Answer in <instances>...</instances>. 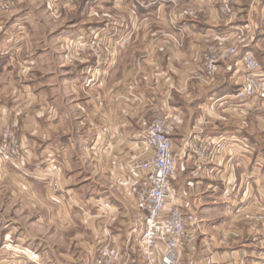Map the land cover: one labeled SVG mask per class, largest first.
Segmentation results:
<instances>
[{"label": "crops", "instance_id": "crops-1", "mask_svg": "<svg viewBox=\"0 0 264 264\" xmlns=\"http://www.w3.org/2000/svg\"><path fill=\"white\" fill-rule=\"evenodd\" d=\"M11 1L15 8L0 13V128L15 122L27 168L49 160L47 187L32 180L22 183L23 175L7 170L0 159V179L10 174L17 183L14 196L32 200L29 219L21 223L27 231H14L11 244L6 241L12 242L13 232L8 229L3 236L14 257L44 262L48 244L39 240L43 236L49 240V259L80 256V262L87 258L85 262L94 264L99 247L108 242L117 254L116 264H145L132 232L143 219L136 199L142 170L136 165L152 153L145 150L141 122L160 110L172 115L177 161L169 206L180 204L198 217L180 264H264L261 115L235 108L230 101L232 87L241 81L236 59L222 65L214 80L202 75L209 44L233 45L231 36L241 28L245 38L255 31L257 37L264 34V0H141L138 9L139 0H114L125 8L124 23L117 21L124 25L125 41L106 43L110 57L92 70L52 73L45 90L42 80L21 74L22 60H41L30 53L36 47L25 22L32 15L20 10L16 3L22 0ZM224 1L233 6L230 14L221 9ZM185 9L194 14L182 15ZM153 25L160 32L156 42L145 36ZM259 42L255 38L254 46ZM238 47L254 49L246 40ZM223 73L228 80L221 78ZM231 113L257 121L227 125L223 120ZM210 137L228 142L214 159L209 150L201 152L202 141ZM55 164L58 170L52 169ZM52 179L58 180V188L50 185ZM19 205L2 200L1 208L5 212ZM26 233L24 241L19 236Z\"/></svg>", "mask_w": 264, "mask_h": 264}, {"label": "rangeland", "instance_id": "rangeland-1", "mask_svg": "<svg viewBox=\"0 0 264 264\" xmlns=\"http://www.w3.org/2000/svg\"><path fill=\"white\" fill-rule=\"evenodd\" d=\"M8 1H10L11 3V8L8 10H0V13H9L15 8L14 3L11 0ZM139 1H136L137 9L141 7V0ZM16 4L19 6L20 10H22L23 12L26 11L27 13L29 12L30 15H32V17L30 18V22L27 21L25 22V25L26 23L29 24V25L27 24L28 26L31 25L26 30V33H28V35L30 34L29 37L31 36V39L35 41L36 49L33 51L31 50L30 53L35 54L36 57L40 58L41 60L37 64L34 63V61L32 62V60L30 59L22 60L21 74L26 75L28 77L29 76L37 77V80L38 79L42 80L40 87L43 88V90H45V87H47V85L49 86V76L52 73L64 72L71 74H80L85 68L87 71L88 69L92 70L94 64L98 63L100 59L104 57L107 58L110 57L108 56V53H110V49L107 46H105L106 43L112 40L115 41L116 39L121 42L125 41V30L123 28L124 25L123 26L117 25L119 21L124 23V16L126 15V13L124 12L125 8H122L120 3H118V6H115L116 3L114 0H22L19 2L17 1ZM123 4L125 5V3ZM136 23L138 22L135 20L134 25H136ZM151 27H152L151 28L152 32L149 35L145 34V36L148 37V40L156 42L160 34V32L158 31L159 27L155 25ZM243 30H244V35L242 36V38H240L238 34H234L233 36H231V37H235L236 39L235 40L236 42L233 45L238 46L239 44H241V42L243 43L244 40H246V42L251 44V46L254 48L252 49L253 50L252 52H254L255 56L264 67V46L261 45L263 44L264 41V34H262V36L259 35L257 37L258 32L255 31L254 35L249 34L248 37L245 38L246 37L245 29ZM255 38H258V40H260L261 42V44L257 47L254 46L253 44ZM139 40H145V38L143 39L140 37ZM211 45H221V44L213 43ZM239 49L243 51L241 48ZM245 51H251V50H245ZM95 58H97V60H95ZM204 59L205 56L203 55L202 67H203ZM234 59H236L235 61H237L238 57L231 58L227 62L222 63V65L224 64L230 65L232 64ZM87 61L89 62V64H85L88 63ZM236 65L238 67L237 69L239 71V74H241L242 76L244 73L242 65L241 64H236ZM236 65H234V67L232 68L233 69L236 68ZM218 72L215 74L212 80H214L216 76H218ZM220 76L222 79L228 78L226 74L224 75V73L223 75ZM237 85L238 84L236 83L234 87L237 88ZM230 101L233 104L237 102L235 100H230ZM243 103H244L243 101L242 102L239 101L238 104H243ZM239 108H245L247 110V113L253 110L250 107V105L246 103L245 105ZM255 112H259L261 115L260 121L263 124V131H264V112L262 108L255 110ZM242 115L243 114L241 113L239 114L231 113L229 115L227 114V116L224 117L226 118V120H223V122H227L228 123L227 125H237L241 122L256 123L257 121L250 118L252 115L244 114L247 115L244 118ZM45 122H46L45 119H43L41 125H45ZM10 124L12 126L6 125L0 128V144L3 141L2 135L3 132L5 131V128H9V131L13 132L14 136L20 143L21 156H19L18 158L15 157L16 159L14 158L13 160L8 161L5 160L0 155V159L5 163H7V170H9V168H11V170L13 171L16 169L21 175H23L21 176L22 178L20 180L22 183L26 184L25 181L32 180L35 183H39L42 186L49 187V172L46 171L47 165L49 164V160L46 159L45 161L47 164L39 166L37 168L34 169L27 168L23 163V161L26 160V156L24 155L25 153L24 147L19 137V130L16 129L15 122L13 123V121H10ZM261 133L264 132L261 131ZM72 134L75 138H77V132L75 130L72 131ZM42 143H45L44 140H42ZM40 147L43 148L45 146L41 144ZM77 149L78 148L76 147L75 151ZM54 166H57L59 169V166L55 164L52 165L53 170H55ZM9 175L10 174H7L6 178L0 179V188H2L1 190L2 193L0 194V224H1L0 253H3L1 254L3 255V257H10V258L9 259L7 258V260H5L6 258L3 259V257L2 258L0 257V264H16L17 261H20L21 264H33L31 260L27 258L26 255H22L19 258H17L18 256L14 257L15 253L12 252L13 249H11L9 245H7L13 243L14 238L12 237L14 236V231L17 232L19 231L21 233L22 232L25 233L27 231V229H25L21 225V223H27L30 215V213H28L29 203L32 202V200L28 197L21 198V196H18V194L17 196H14L12 191L14 190L15 185L17 183L13 181V178H9ZM176 175H177V171H176ZM17 176L19 177V174H17ZM16 188H18V186H16ZM2 200L4 201L6 200L7 202L12 204L20 203V205L16 206L15 210L14 209L11 210L9 208L4 212L1 208ZM47 201L49 203V199H47ZM45 210L46 209L43 208V210L39 211V213H43ZM8 229H10V231H8ZM6 231L13 232L11 234L12 242L6 241L7 244H5L3 241V236L5 233H7ZM70 231L73 232L74 229L70 228ZM39 234L40 233L38 232V235ZM19 237L21 239H24V241H26V239L29 238V235L28 233H26V234H22ZM39 237H40L39 240L42 243L48 244L46 250L48 257L44 258V262L39 261V263H34V264H87V263L92 264L91 260L89 262H85L87 258L85 260L82 259V262H80L81 260L78 259V257L80 256L70 260L62 259V258H59L58 260L55 258L49 259V240L45 242L42 239L43 236H39ZM47 237L49 239V236ZM33 238L36 237L33 236ZM39 244L41 245V243ZM4 252L6 253L5 255ZM16 255H20V254H16Z\"/></svg>", "mask_w": 264, "mask_h": 264}, {"label": "built area", "instance_id": "built-area-1", "mask_svg": "<svg viewBox=\"0 0 264 264\" xmlns=\"http://www.w3.org/2000/svg\"><path fill=\"white\" fill-rule=\"evenodd\" d=\"M10 8V1L0 0V10ZM221 9L225 14L233 12V6L229 1H224ZM193 14L194 11L191 9L182 12V15ZM237 34L242 38L244 30L238 29ZM204 56L202 75L205 80H212L222 63L238 57L236 64L242 65L244 73L232 94L233 100L237 101L234 107L239 108L246 103L252 109L262 108L264 112V67L252 51L243 52L237 45L209 44ZM239 101L244 103L238 104ZM141 126L145 137V150L152 153L136 165L142 170V175L138 179L136 199L143 219L133 227L132 232L137 236L138 247L145 264H180L181 249L193 236L198 218L195 212L185 210L180 204L169 206L172 195L171 182L177 171L170 136L173 130L172 115L169 111L157 110L154 117L143 120ZM2 136L0 155L8 161L21 156V146L13 132L5 128ZM202 142L201 152L209 150L212 159L228 144L225 137H210ZM54 169L57 170L58 167L54 166ZM50 185L58 188V180L52 179ZM116 261L117 254L107 242L99 247L94 264H116Z\"/></svg>", "mask_w": 264, "mask_h": 264}, {"label": "trees", "instance_id": "trees-1", "mask_svg": "<svg viewBox=\"0 0 264 264\" xmlns=\"http://www.w3.org/2000/svg\"><path fill=\"white\" fill-rule=\"evenodd\" d=\"M231 90H232V93H233L236 90V88L233 86Z\"/></svg>", "mask_w": 264, "mask_h": 264}]
</instances>
